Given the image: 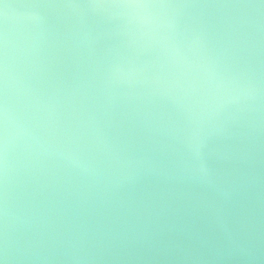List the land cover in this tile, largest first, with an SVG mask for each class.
<instances>
[{"label": "water", "instance_id": "95a60500", "mask_svg": "<svg viewBox=\"0 0 264 264\" xmlns=\"http://www.w3.org/2000/svg\"><path fill=\"white\" fill-rule=\"evenodd\" d=\"M4 264H264V0H0Z\"/></svg>", "mask_w": 264, "mask_h": 264}, {"label": "snow or ice", "instance_id": "6c2138e0", "mask_svg": "<svg viewBox=\"0 0 264 264\" xmlns=\"http://www.w3.org/2000/svg\"><path fill=\"white\" fill-rule=\"evenodd\" d=\"M0 264H4V262H3V260H2V259H0Z\"/></svg>", "mask_w": 264, "mask_h": 264}]
</instances>
